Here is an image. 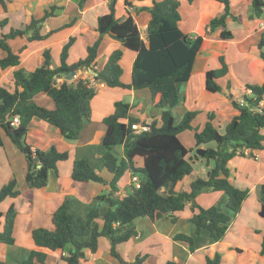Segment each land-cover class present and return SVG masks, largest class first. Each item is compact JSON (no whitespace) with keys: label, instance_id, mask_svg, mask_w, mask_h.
Returning <instances> with one entry per match:
<instances>
[{"label":"trees","instance_id":"obj_1","mask_svg":"<svg viewBox=\"0 0 264 264\" xmlns=\"http://www.w3.org/2000/svg\"><path fill=\"white\" fill-rule=\"evenodd\" d=\"M86 0H78L81 7ZM117 0H109L108 12L97 18L96 30L99 37L87 46V55L71 64L66 62L68 49L74 41L69 37L60 50L59 65L51 67V54L48 48L42 51L43 60L39 66L27 71L20 65L21 46L12 50L9 39L25 36L28 41L41 40L57 29L41 33L43 22L55 15L56 5L45 9L39 17H32L22 27H11L7 33L0 34V48L6 52L0 58V69L14 67V89L8 90L0 85V130L10 138L13 144L24 154L26 172L24 181L28 188H43L47 183L49 169L57 171L58 161L68 157L66 150H58L54 144L47 149L34 148L27 141L26 134L32 118L42 119L58 128L65 138H77L84 124L90 120V101L95 95V89L84 78L69 82V74L79 69H93L94 78L108 87L127 89L147 88L153 107L163 108L160 120H152L149 129L134 133L130 125L138 123L139 119L129 113L128 102L116 100L112 113L103 118L105 132L102 137L104 147L101 155L103 166L112 173L108 182L111 191L108 195H98L97 198L108 202L107 210L101 215L91 208L85 214L69 212V199L63 202L51 213V228L39 226L31 230V238L35 248L21 264H45L47 252L67 250L61 254L65 264H83L84 250L92 253L98 249L99 237H106L110 243L109 254L121 264H143L145 255L137 256L134 261L126 262L116 250V245L136 235L133 220L139 217L155 218L163 214H172L182 210L190 203L192 215L189 220L198 233L201 229L209 232L215 241L220 240L231 220L247 197L248 189L234 185L230 178L228 162L235 155H251L253 149L264 148V106L260 101L264 95V82L261 84H246L251 95H244V104H239L229 94L232 105L238 110L225 125L224 131L213 125V113L207 114V120L198 130L192 126V120L197 114L195 110H186L176 122L170 110L179 102L178 83L186 82L191 74L195 57L203 41L202 35H189L179 27L181 10L179 0H151L150 6L136 8V11L146 9L149 20L145 38L134 18L128 14L124 18L115 15ZM191 3L193 0H187ZM223 3V11L211 18L207 24V32L216 31L215 39L227 40L233 37L231 30L226 28V19L240 20L231 13L230 0H219ZM0 4L6 10L5 0ZM125 6L131 2L124 0ZM264 10V0H251L248 18L261 16ZM71 19L65 25L74 22ZM6 18L0 20L4 26ZM109 34L119 41L120 47L115 48L107 56L100 68H97V50L102 35ZM264 46V34L257 47ZM135 52L131 67L130 82L122 80L123 68L119 62L122 48ZM264 59V52L260 51ZM220 67L208 69L204 73L205 89L211 92L221 91L222 87L216 81L223 77L228 69L223 56H219ZM57 78H62L57 82ZM230 86V82L227 83ZM44 93L53 102L49 109L35 102L34 96ZM19 116V123H10L13 115ZM127 119V122L124 120ZM193 130L194 154L208 160H213V166L208 170L207 177H197L187 190L175 191L173 185L181 181L192 171L188 157L192 148L186 147L178 134L184 130ZM215 142V147H202V144ZM0 146L2 138L0 135ZM122 146V152L115 148ZM142 158V165L137 166L135 158ZM130 171L139 178V187L131 186V192L122 198L112 196L117 190V181L125 171ZM71 177L75 181L105 183V180L83 158L73 161ZM222 191L227 196L226 208L221 210L216 205L204 207L196 202L197 194L203 188ZM20 193L16 179L13 177L0 187V202L6 197H16ZM259 215L264 217V184L259 186ZM3 227L0 230V242L11 245L14 243L13 227L16 209L11 204L5 213ZM174 239L186 241L193 248V238L186 234H176ZM261 254H264V238L261 241ZM220 254L212 258L206 257L205 264H219ZM165 264H184L167 260Z\"/></svg>","mask_w":264,"mask_h":264},{"label":"crops","instance_id":"obj_2","mask_svg":"<svg viewBox=\"0 0 264 264\" xmlns=\"http://www.w3.org/2000/svg\"><path fill=\"white\" fill-rule=\"evenodd\" d=\"M130 6H125L124 0H117L115 15L124 18L130 14L138 25L142 38H145L149 13L146 9L136 11V8L147 7L151 0H128ZM251 0H230L231 13L239 16L240 20H233L230 16L226 19V28L231 30L233 37L227 40L215 39L217 27L212 32H207V24L214 16L223 11V3L219 0H179L181 21L179 27L189 35H202L203 41L191 68V74L186 82L178 83L179 102L170 108L177 122L186 110L197 111L194 119H200L192 126L200 130L207 120V114L213 113L219 124L216 128L224 131L227 122L237 114L238 110L232 105L229 94L234 100L250 96L246 84H261L264 82V59L257 44L264 34V10L261 16L248 18ZM109 0H86L82 6L78 0H5L6 10L0 4V20L6 18L4 26H0V34L7 33L11 27H22L32 17H39L45 9L56 5L55 15L48 17L42 24L41 33L57 29L48 37L41 40L28 41L25 36L9 39L12 50L17 51L25 46L19 53L20 65L27 71L33 70L42 63V51L55 42L56 54H51V67L59 65L60 50L69 37H74L68 49L66 62L71 64L87 55V46L91 45L98 37L96 30L99 15L108 12ZM17 12L20 17L19 25L13 26L9 16ZM74 22L66 26L71 19ZM142 29L144 30L142 32ZM119 41L104 34L101 37L97 50L96 67L100 68L112 50L120 47ZM122 48V47H121ZM50 50V49H49ZM119 60L123 68L122 80L130 82L131 67L135 52L122 48ZM6 52L0 48V58ZM219 56H223L227 65V73L216 81L222 87L221 91L211 92L205 89L204 73L208 69L220 67ZM14 67L8 66L0 69V85L12 91L14 89ZM90 69H79L75 76L68 78L75 82L84 78L94 87L95 95L90 101L91 117L82 127L77 138H65L58 128L50 123L32 118L26 134L27 141L34 148L47 149L52 144L60 150H66L68 157L58 161L57 171L49 169L47 183L43 188H28L24 181L26 172V159L24 154L12 143L10 138L0 130L2 146H0V187L9 179L15 178L20 193L16 197H6L0 202V212L5 213L13 204L16 209L13 236L14 243L8 245L0 242V264H21L30 250L35 248L31 238V230L35 227H52L50 215L63 202L69 199V212L85 214L89 209H96L103 214L108 208L105 199L97 198L98 195H108L111 191L109 181L112 173L109 172L101 161L104 147L102 137L105 132L103 118L112 113L114 102L123 100L130 104L129 113L139 119V122L150 123L160 120L163 108L153 107L150 93L146 88L127 89L122 87H108L103 82L94 78ZM62 79V78H61ZM230 82V86L227 83ZM36 103L49 109L54 107L52 100L44 93L34 96ZM144 104V106H143ZM264 106V95L260 101ZM133 112H136L134 114ZM220 116L222 121H220ZM214 124V123H213ZM178 134L180 141L186 147H192V142L186 144L182 135ZM189 140V139H188ZM202 147H215V142H208ZM122 152L120 146L119 153ZM191 159L192 171L181 181L173 185L175 191L187 190L190 183L197 177L206 178L208 170L214 161L188 154ZM83 158L92 168L103 177L105 183L93 181H75L71 177L73 161ZM137 166L142 165V158H135ZM198 167L195 169V165ZM230 178L235 186L248 189L247 197L242 201L240 210L231 217L229 225L220 240H213L209 232L201 229L198 233L190 222L192 215L190 203H186L182 210L172 214H163L159 217H140L133 220L136 235L126 241L118 243L116 250L126 262H132L137 256L145 255L143 264H165L167 260H174L184 264H205L206 257L212 258L220 254L219 264H264V254H261V241L264 238V217L258 213L260 208L259 186L264 184V148L253 149L251 155H235L229 162ZM130 171H125L117 181V190L112 196L122 198L131 192ZM196 202L204 207L216 205L226 211L227 196L222 191H213L203 188L196 196ZM139 219V220H137ZM137 220V221H135ZM4 216H0V230L3 227ZM186 234L193 238V248L190 249L186 241L174 239L176 234ZM110 243L106 237H99L98 249L92 253L84 250L83 264H121L119 260L109 254ZM47 258L45 264H65L61 254L66 255L67 250L51 251L45 249Z\"/></svg>","mask_w":264,"mask_h":264},{"label":"built area","instance_id":"obj_3","mask_svg":"<svg viewBox=\"0 0 264 264\" xmlns=\"http://www.w3.org/2000/svg\"><path fill=\"white\" fill-rule=\"evenodd\" d=\"M89 71L94 72V76L96 75V71H94L93 69L90 68ZM71 76H75V74L72 73ZM60 80H61V78H57L56 79L57 82H60ZM248 91L251 93L250 89H248ZM237 102L242 105V104L245 103V100H244V98H239L237 100ZM124 122H127V119H125ZM10 123L12 125H17L19 123V116L17 114L13 115L12 118H11ZM130 127H131V129L133 130L134 133H140V132H143V131H146V130L149 129V123L145 122V121L138 122V123H132L130 125ZM130 180H131L132 186L139 187V178H138V176L132 175Z\"/></svg>","mask_w":264,"mask_h":264},{"label":"rangeland","instance_id":"obj_4","mask_svg":"<svg viewBox=\"0 0 264 264\" xmlns=\"http://www.w3.org/2000/svg\"><path fill=\"white\" fill-rule=\"evenodd\" d=\"M20 14L19 13H17V12H14V13H12L10 16H9V21L13 24V26H17V25H19V20L17 19V18H19L20 16H19ZM144 30L142 29V32H143ZM56 43L54 42L50 47H49V49H50V52H51V54H56V49H57V46L55 45ZM146 90H147V88H146ZM143 106H144V104H143ZM134 114H136V112H133ZM220 121H222V117L220 116ZM195 120V119H194ZM193 120V121H194ZM200 122V119H196L195 121H194V124L195 125H197L198 123ZM214 124L213 125H215L216 127L218 126V125H221V124H219V122H218V120H215L214 122H213ZM193 131V130H192ZM187 133H185V135H182L181 137H182V139H183V141L186 143V144H188V143H190V141L192 142V132L191 131H186ZM189 139V140H188ZM193 141H194V139H193ZM190 148H192L191 149V151L189 152V153H191V154H194V145L192 146V147H190ZM119 150H120V146H117L116 148H115V151L117 152V153H119ZM190 159V158H189ZM191 160V159H190ZM192 164V163H191ZM198 167V165L196 164L195 165V169ZM140 218V217H139ZM137 220H139V219H137ZM137 220H135V221H137Z\"/></svg>","mask_w":264,"mask_h":264},{"label":"water","instance_id":"obj_5","mask_svg":"<svg viewBox=\"0 0 264 264\" xmlns=\"http://www.w3.org/2000/svg\"><path fill=\"white\" fill-rule=\"evenodd\" d=\"M72 75V73L71 74H69L66 78L68 79V78H70V76Z\"/></svg>","mask_w":264,"mask_h":264}]
</instances>
